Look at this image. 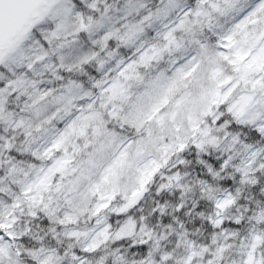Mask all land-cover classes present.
<instances>
[{"label": "snow or ice", "instance_id": "snow-or-ice-1", "mask_svg": "<svg viewBox=\"0 0 264 264\" xmlns=\"http://www.w3.org/2000/svg\"><path fill=\"white\" fill-rule=\"evenodd\" d=\"M0 264H264V0H0Z\"/></svg>", "mask_w": 264, "mask_h": 264}]
</instances>
